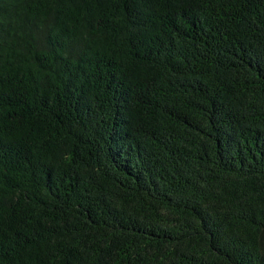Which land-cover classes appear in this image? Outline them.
I'll return each mask as SVG.
<instances>
[{"label":"trees","instance_id":"obj_1","mask_svg":"<svg viewBox=\"0 0 264 264\" xmlns=\"http://www.w3.org/2000/svg\"><path fill=\"white\" fill-rule=\"evenodd\" d=\"M0 264H264V0H0Z\"/></svg>","mask_w":264,"mask_h":264}]
</instances>
